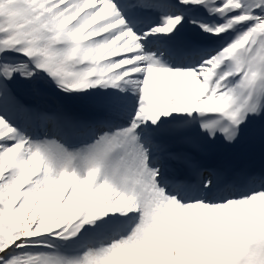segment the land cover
Masks as SVG:
<instances>
[{"label":"snow or ice","instance_id":"1","mask_svg":"<svg viewBox=\"0 0 264 264\" xmlns=\"http://www.w3.org/2000/svg\"><path fill=\"white\" fill-rule=\"evenodd\" d=\"M0 264H264V0H0Z\"/></svg>","mask_w":264,"mask_h":264}]
</instances>
